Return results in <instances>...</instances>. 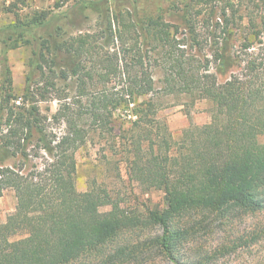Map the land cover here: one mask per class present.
Masks as SVG:
<instances>
[{
    "label": "trees",
    "instance_id": "1",
    "mask_svg": "<svg viewBox=\"0 0 264 264\" xmlns=\"http://www.w3.org/2000/svg\"><path fill=\"white\" fill-rule=\"evenodd\" d=\"M120 1L82 0L54 15H17L0 27V196L11 188L17 198L0 222V264H72L102 253L126 231L155 227L160 231L134 247L120 244L105 262L141 250L148 264H210L217 255L252 249L246 264H264L261 30L250 22L251 35L236 44L235 28L244 26L226 9L220 16L216 5L202 15L203 8L187 3L168 21L134 15ZM87 10L98 16L94 32L82 29ZM22 44L32 52L16 105L6 53ZM153 67L165 72L164 90L155 86ZM161 92L208 100L211 122L191 124L174 140L157 116ZM54 99L57 110L44 115L40 102ZM117 111L131 117L119 136L129 179L164 193V204L147 212L123 208L105 187H76L77 150L113 137ZM48 120L62 131L48 130ZM101 197L112 206L106 215L96 211ZM246 215L255 221L235 228ZM216 226L223 234L206 248L201 240Z\"/></svg>",
    "mask_w": 264,
    "mask_h": 264
},
{
    "label": "rangeland",
    "instance_id": "2",
    "mask_svg": "<svg viewBox=\"0 0 264 264\" xmlns=\"http://www.w3.org/2000/svg\"><path fill=\"white\" fill-rule=\"evenodd\" d=\"M82 0H0V27L9 25L17 20L19 16L22 19L32 15L35 11L46 10L51 14L68 10L72 5ZM208 2H210L208 4ZM189 3L194 8H203L207 6H218V14L223 16L226 9V16L234 18L235 22L243 27L235 28L234 42L239 44L240 38L250 36L252 28L250 22L257 24L261 30V37L264 41V0H121L122 7L130 8L133 14L138 16H159L165 20H176L179 9L185 8ZM11 9V11H10ZM202 13V15H204ZM18 15V16H17ZM87 18H83V31L94 32L97 29V13L87 10ZM201 15V16H202ZM253 20V21H250ZM55 22L51 23V26ZM264 46V43H263ZM3 44L0 41V94L3 81L4 55ZM32 52L30 45L9 49L6 53L7 65L11 71L13 97L11 103L18 105V100L22 99L25 88V75L28 70V62ZM153 77L155 86L162 89L165 86V72L163 69L153 67ZM113 82L109 84L112 86ZM117 89V88H116ZM164 90V89H162ZM1 98V96H0ZM1 102V99H0ZM16 102V103H15ZM159 103L161 104L157 116L164 119L169 127L173 139H178L183 132L191 125H206L211 122V103L206 99H196L193 101L190 97L183 94H174L173 92H161L159 94ZM59 103L56 99L40 102L41 112L46 116H51L58 108ZM189 112V114H188ZM115 131L113 137L109 140L106 137H96L94 142L88 141L76 152L77 158V176L76 187L81 193L92 189L94 184L99 187L107 188L109 194L119 200L123 208L129 210H138L147 212L149 209L164 204V193L158 189H146L138 181L130 180L127 171V164L124 161L126 152L120 144V126L127 127L130 124V116H125L123 112L115 113ZM134 118V117H133ZM48 130L62 131L63 125L52 123L49 120ZM1 128V127H0ZM1 130V129H0ZM259 141L264 143V134L259 136ZM14 160L8 163L12 164ZM34 161H29L32 164ZM17 198L15 191L11 188L6 189L0 196V222H4L11 212L15 210ZM96 211L101 215L110 212L112 206L108 198L101 197L95 201ZM210 215V214H208ZM212 216V215H211ZM255 218L251 215L236 221L235 228L242 229L249 227ZM160 228L136 229L126 231L120 239L107 243L102 253H92L83 255L72 264H112L105 262L107 256L113 253L114 249L120 244H130L134 247L145 235L159 232ZM223 227H215L212 234H208L201 241L211 246L217 243L219 237L223 234ZM133 257H122L116 259L113 264H148L146 259H142L141 250L137 251ZM255 251L252 249H243L226 255H218L210 261V264H246L254 258ZM153 264H159L154 262ZM209 264V263H208Z\"/></svg>",
    "mask_w": 264,
    "mask_h": 264
}]
</instances>
